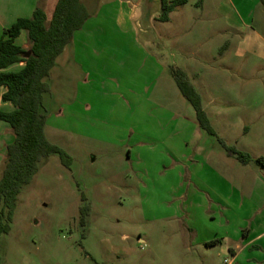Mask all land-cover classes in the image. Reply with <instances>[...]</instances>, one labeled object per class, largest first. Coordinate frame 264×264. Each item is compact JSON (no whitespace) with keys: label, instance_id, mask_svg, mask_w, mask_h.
Returning <instances> with one entry per match:
<instances>
[{"label":"rangeland","instance_id":"1","mask_svg":"<svg viewBox=\"0 0 264 264\" xmlns=\"http://www.w3.org/2000/svg\"><path fill=\"white\" fill-rule=\"evenodd\" d=\"M188 1L170 22L154 23L161 1L145 0L129 31L117 25V7L105 16L99 4L75 33L44 97L46 137L72 162L42 161L0 238L1 264H227L226 235L242 239L244 220L258 212L264 225V188L253 190L264 157V65L251 70L249 55L223 62L224 43L211 39L213 7L206 0L198 19L203 0ZM174 70L202 96L217 137L199 126ZM166 136L180 139L182 161L170 160ZM218 138L254 161L242 164ZM211 173L230 190L207 182ZM234 264H264V240Z\"/></svg>","mask_w":264,"mask_h":264},{"label":"trees","instance_id":"2","mask_svg":"<svg viewBox=\"0 0 264 264\" xmlns=\"http://www.w3.org/2000/svg\"><path fill=\"white\" fill-rule=\"evenodd\" d=\"M187 4V0H161L159 21L169 22L170 15ZM90 19L83 0H59L51 18L42 7H38L31 18H20L4 31L0 40V88H6L2 100L10 103L11 112L0 111V123H7L14 135L6 147L4 169L0 178V238L11 231L19 197L40 170V164L51 155L58 154L62 163L70 167L72 159L60 147L46 137L47 117L44 112V97L50 93L47 79L57 59ZM26 33L29 48L16 44L22 33ZM23 67L8 71L14 65ZM176 84L195 110L199 126L208 134L217 137L211 121L204 110L202 96L192 85L185 72L173 71ZM244 165L253 162L252 156L229 148ZM255 162L264 168V157ZM84 219L89 216V206L81 210ZM1 264V258H0Z\"/></svg>","mask_w":264,"mask_h":264},{"label":"crops","instance_id":"3","mask_svg":"<svg viewBox=\"0 0 264 264\" xmlns=\"http://www.w3.org/2000/svg\"><path fill=\"white\" fill-rule=\"evenodd\" d=\"M86 1L88 0H83V4L85 5L90 14V19L86 22L84 27L89 26L91 24V21L93 20V16L95 15L93 13V8L100 4L101 7H99V14L103 12L105 13L104 15L107 16L108 12H111V7L114 5L117 8H115L112 13L114 15L117 25L120 26L123 30L129 31L133 28L134 23L138 22V20L140 19L142 14L143 3L145 0L119 1L118 5H104L103 3H99V0H89L88 5ZM58 2L59 0H0V40L3 37L4 31L6 29L11 27L20 18H31L34 11L38 7H42L46 11L48 17L51 18ZM205 2L206 0H203L202 3L196 4V6L200 8V10L196 12L198 19H200L204 14ZM207 3L208 5L213 7V14L211 17L212 19L210 18V23L213 28L211 39L217 38L221 40V43H224L225 46V52L222 53L223 62L230 64L229 61L231 60V57L228 56L231 54H233V56L238 59H242L246 57V55H249L251 57L249 60V68H251V70L259 68V65H264V0H207ZM188 4L189 1L186 5L178 7L171 15H173L177 10L185 8ZM171 15L169 22L171 21ZM156 21H159V19H157L156 15H152L150 17V22L155 23ZM84 27L81 30L84 31ZM16 44L23 48H28L27 35L25 32L22 33V35L18 39H16ZM68 47L69 46L66 47L65 51L57 59L56 65L53 68L48 79L52 78L53 71L57 68L61 57H64L66 55ZM215 60L216 59L214 58L213 61ZM67 62H69V58H67ZM208 64L212 65L213 63L212 61L208 60ZM22 67L23 64L14 65L9 68L8 71H18ZM5 93L6 88H0V111L11 112L13 111L14 107L10 103H4L2 100V97ZM205 112L207 113L210 119V113L208 111ZM195 128L198 130L197 126H195ZM197 134H199V132ZM13 140L14 135L10 126L7 123L1 122L0 156H2V158L5 156L7 145L12 143ZM161 142H163L162 144L166 147L167 151L169 152L170 160H174V162H179L180 160L182 161V157L178 152V146L182 148V143H179L180 139H177V137L174 139H170L166 136L165 140H161ZM203 156L204 154H200L199 156L197 153V157L195 158L194 162L198 166H202L203 164H205ZM263 173L264 168L261 167V170H259V177L257 176L258 179H260L261 175H264ZM257 177L253 186L255 194L257 190L259 191V188H264V184L262 185L260 181L257 180ZM218 178L219 177L216 178V176L211 173V177L207 178L206 180L207 182L212 183L217 182L219 187H221L220 183H222V188H225L224 185L226 182V184L228 185V188L226 189L230 190L231 183L226 181L222 177L221 178L223 179V182L221 180H217ZM210 189L212 190V196L209 197V200L214 202V198H217L218 196H216L217 193L214 192V189H212L211 187ZM261 194H263L264 197V190ZM206 195L210 196L209 193H206ZM222 203L226 204L225 206L227 207L226 199H224ZM258 213L259 215H256L255 218L251 217L250 221L246 219L244 220L245 224L249 227L243 229L242 232L245 233H243L244 235H241L242 239L232 240V237L230 238L229 234L226 235L225 239L228 240L227 243L225 242L226 244L224 249L225 251L227 250V253L232 258L231 261L227 260V264L236 263L248 250H250L251 248H256L257 246H259V243L264 240V225L260 222V218H262V213ZM205 243H207V241H205ZM210 244L212 246H215L217 244L221 245L222 243L218 241L215 243L211 242Z\"/></svg>","mask_w":264,"mask_h":264},{"label":"built area","instance_id":"4","mask_svg":"<svg viewBox=\"0 0 264 264\" xmlns=\"http://www.w3.org/2000/svg\"><path fill=\"white\" fill-rule=\"evenodd\" d=\"M228 261L227 260H225V263H227Z\"/></svg>","mask_w":264,"mask_h":264}]
</instances>
